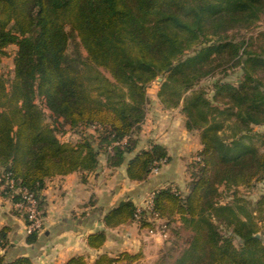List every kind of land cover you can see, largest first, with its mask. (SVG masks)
Returning a JSON list of instances; mask_svg holds the SVG:
<instances>
[{
	"label": "trees",
	"instance_id": "1",
	"mask_svg": "<svg viewBox=\"0 0 264 264\" xmlns=\"http://www.w3.org/2000/svg\"><path fill=\"white\" fill-rule=\"evenodd\" d=\"M262 15L264 0H0V63L16 46L11 78L0 73V196L19 200L1 189L13 179L44 214L46 179L94 172L101 156L108 167L122 165L136 149L147 88L160 79V103L180 106L186 130L199 134L187 188L159 187L151 208L138 213L123 201L104 226L152 229L149 217L163 220L167 237L153 264H264V129H254L264 127V31L240 34ZM233 68L238 81L218 80L211 97L196 88ZM64 132L78 139L62 141ZM161 160H169L166 148L150 143L128 160L127 177L143 181ZM258 186L256 200L239 195V187ZM221 187L232 192L222 196ZM8 234L0 229V264H32L26 256L6 260ZM104 241V230L87 237L95 249ZM141 259L101 254L93 264ZM65 264L87 263L74 256Z\"/></svg>",
	"mask_w": 264,
	"mask_h": 264
},
{
	"label": "crops",
	"instance_id": "2",
	"mask_svg": "<svg viewBox=\"0 0 264 264\" xmlns=\"http://www.w3.org/2000/svg\"><path fill=\"white\" fill-rule=\"evenodd\" d=\"M160 121L146 140L138 141L142 142L138 147L148 149L150 143L161 144L169 160L147 179L133 181L127 177L128 160L139 148L127 154L126 161L118 167H108L101 156L94 172L76 171L46 179L41 190L43 228L34 243L26 241L23 213L8 198L0 196V229L9 228V245L1 251L6 260L26 256L32 264H65L74 256H83L87 264H93L101 254L117 257L122 252L155 258L166 240L158 229L163 220L149 217L154 229L149 233L137 222L105 227L102 218L126 200L144 208L148 194L162 186H178L185 191L187 161L200 151L199 138L196 132L183 128L178 118L162 117ZM100 230L105 231L103 245L98 249L89 247L87 237Z\"/></svg>",
	"mask_w": 264,
	"mask_h": 264
},
{
	"label": "rangeland",
	"instance_id": "3",
	"mask_svg": "<svg viewBox=\"0 0 264 264\" xmlns=\"http://www.w3.org/2000/svg\"><path fill=\"white\" fill-rule=\"evenodd\" d=\"M259 31H264V15H262L259 19V21L257 22L256 26L253 27L251 30L246 31V30H241L240 34L243 35H249V34H257V32ZM230 34H236V30H233L231 32H229ZM16 51V46L14 45H10L6 48V52L7 54L2 58V61L0 63V73L5 77V78H11L12 76V72H13V56L15 54ZM80 52L83 54V56H85V51L81 48ZM100 71L103 73V75L108 77V74L106 72H104L102 69H100ZM240 75V70L238 68H233L227 71V75L224 74L223 71H217V73H215L213 76L211 77H206L203 78L199 84L196 86V88L198 87H203L205 88L207 95L209 97L212 96L214 89H213V85L215 82H217L218 80H222V81H230L232 83H236L238 81ZM162 80V79H161ZM162 81H160V79H158L157 81H154L150 84V86L147 88V95H148V103L146 106V115H145V119L141 124L140 129L135 132L133 134L134 138L137 140V145H136V149L138 148V151L141 150L142 148L138 147V143L141 144L142 142H138V141H143L146 140L148 138V136L155 130L154 128H158L160 125V119L165 118L170 120L171 119H179L181 121V126L183 128H185V116L184 114L181 112V107H177V108H165L159 101L158 97H157V92L159 90L160 84ZM37 102L39 103L40 100L37 99ZM48 114V111H46ZM178 116V117H177ZM47 122L51 123L53 122L52 118L50 117H46ZM186 129V128H185ZM255 130H259L262 131L264 129V127H254ZM141 130V131H140ZM64 131V129H62V132ZM198 138H199V134L197 131H195ZM227 132V131H226ZM70 132H64L59 134V138L61 140H68V141H75L78 139V134L73 133V134H68ZM198 153V152H197ZM197 153L194 156V158H197ZM194 158L190 159V161H187V165L189 162H191ZM186 165V166H187ZM187 176H188V172H187ZM188 180V177H187ZM185 181V186H186V182ZM178 189V186H175ZM187 188V187H186ZM185 188V190H186ZM260 186L254 188V189H245L244 187H239L238 188V192L240 196H243V198L245 200H256V198L259 195V190ZM180 190V188L178 189ZM222 190V196H228L230 194L229 190H225L224 187H221ZM181 191V190H180ZM229 197H226L224 199H227ZM9 199V198H8ZM222 199V200H224ZM264 225V223H262ZM185 235L184 232H182V236ZM174 239V238H173ZM263 239H264V235H263ZM179 244L182 245L183 239H178ZM165 244V243H164ZM164 246V245H163ZM163 248V247H162ZM161 248V249H162ZM161 249L158 251L157 256L153 259H148V258H142L140 261H138L137 264H153L158 256L159 253L161 251Z\"/></svg>",
	"mask_w": 264,
	"mask_h": 264
},
{
	"label": "built area",
	"instance_id": "4",
	"mask_svg": "<svg viewBox=\"0 0 264 264\" xmlns=\"http://www.w3.org/2000/svg\"><path fill=\"white\" fill-rule=\"evenodd\" d=\"M94 128V125L91 129ZM71 134V133H68ZM165 163L164 160H161L159 165L155 164L152 168V172L156 173L159 170V166ZM7 188L10 193L17 194L19 196V200L14 203V206L20 210L25 216V232L26 234H31L33 232H40L43 228V213L41 209L38 207V199L35 194L30 191L25 186L16 185L13 179H8L6 184L1 185V189ZM155 192H151L147 196L146 206L137 207V213L142 210H149L153 204ZM163 223L160 224L159 230L163 237H167L166 232L164 231ZM149 233H153L154 229H147Z\"/></svg>",
	"mask_w": 264,
	"mask_h": 264
},
{
	"label": "water",
	"instance_id": "5",
	"mask_svg": "<svg viewBox=\"0 0 264 264\" xmlns=\"http://www.w3.org/2000/svg\"><path fill=\"white\" fill-rule=\"evenodd\" d=\"M256 236L258 237V236H259V234H256Z\"/></svg>",
	"mask_w": 264,
	"mask_h": 264
}]
</instances>
